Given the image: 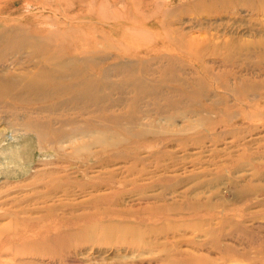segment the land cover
Wrapping results in <instances>:
<instances>
[{
  "label": "rangeland",
  "instance_id": "obj_1",
  "mask_svg": "<svg viewBox=\"0 0 264 264\" xmlns=\"http://www.w3.org/2000/svg\"><path fill=\"white\" fill-rule=\"evenodd\" d=\"M0 24L41 30L55 43L104 33L98 46L110 56L179 54L175 38L235 59L227 67L205 60L217 73L231 71L235 92L219 90L224 113L177 104L159 115L146 106L143 122L155 121L158 132L142 138L138 160L120 157L89 176L78 177L76 166L65 177L68 163L52 156L11 158L22 130L0 123V264H264V0H0ZM156 75L152 89L178 92ZM187 95L171 100H214ZM51 168L60 171L49 176ZM102 180L109 185L92 187ZM33 241L38 248L24 251Z\"/></svg>",
  "mask_w": 264,
  "mask_h": 264
},
{
  "label": "bare ground",
  "instance_id": "obj_2",
  "mask_svg": "<svg viewBox=\"0 0 264 264\" xmlns=\"http://www.w3.org/2000/svg\"><path fill=\"white\" fill-rule=\"evenodd\" d=\"M103 40H106L104 33L99 34V38L87 40V43H55L51 34H43L41 30L28 29L20 24H0V123H8L14 131H23L19 135L22 137L20 146L11 147L8 151L11 158L33 162L41 155L56 157L68 163L60 168L66 172L65 177L69 178L73 174L70 168L76 166L81 167L75 171L76 175L85 177L96 166L114 163L120 157L135 158V162L138 160L140 151L147 146L142 138L158 132L155 121L143 122L142 116L149 113L146 106H153L159 115L164 114L168 106L172 108L177 104L187 107L197 105L205 112H225L226 106L220 108L218 104L227 105L224 94L232 91V84L226 80L231 71L217 73L205 60L219 58L227 67L235 63L234 55L216 53L215 48L195 47L187 41L186 47L191 46L188 50L182 40L172 38L174 46L181 49L179 54L166 51L165 54L146 58H139L138 55L132 58L137 53L136 49L128 56L125 53L129 52L122 51L112 52L113 56H110V51L98 46ZM226 46L227 43L221 47L225 49ZM175 58H181L187 65H175ZM162 59H166L167 63L153 69V61ZM171 71L178 75L165 77ZM156 73H159V79L156 77L154 82L177 83L178 92L172 93V88H163L161 92L152 89L149 84L153 81L149 80L157 76ZM245 79L241 76L239 83L242 86L247 81ZM220 89L225 93H221ZM181 93L214 100L209 103L171 100L173 95ZM8 136L13 139V132ZM133 138L143 142L135 143ZM151 138L147 141L150 142ZM56 171L60 170L51 168L46 172L50 176ZM55 182L48 186L56 189L58 185ZM108 185V181L102 180L94 182L92 187L98 190ZM16 233L20 239L25 231L18 230ZM67 233L63 236L71 232ZM7 240L8 237L4 241ZM38 244L37 241L23 243L22 248L33 252Z\"/></svg>",
  "mask_w": 264,
  "mask_h": 264
}]
</instances>
